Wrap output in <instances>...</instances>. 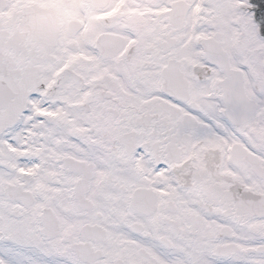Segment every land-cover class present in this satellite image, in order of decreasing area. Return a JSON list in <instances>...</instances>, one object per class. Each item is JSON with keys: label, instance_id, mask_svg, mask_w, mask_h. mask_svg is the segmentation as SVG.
I'll return each instance as SVG.
<instances>
[{"label": "snow or ice", "instance_id": "6c2138e0", "mask_svg": "<svg viewBox=\"0 0 264 264\" xmlns=\"http://www.w3.org/2000/svg\"><path fill=\"white\" fill-rule=\"evenodd\" d=\"M0 264H264V0H0Z\"/></svg>", "mask_w": 264, "mask_h": 264}]
</instances>
